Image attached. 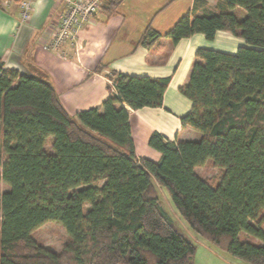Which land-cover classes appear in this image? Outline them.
Instances as JSON below:
<instances>
[{"label":"trees","instance_id":"1","mask_svg":"<svg viewBox=\"0 0 264 264\" xmlns=\"http://www.w3.org/2000/svg\"><path fill=\"white\" fill-rule=\"evenodd\" d=\"M120 0H103L114 13ZM241 13L239 15L238 13ZM243 13V14H242ZM218 30L242 39L234 52L200 46L179 91L180 116L196 139L152 131L160 156L138 157L128 110L160 106L170 77L112 70L102 102L70 114L45 73L26 74L0 57V264H194L196 245L174 225L156 186L208 242L249 264H264V0H193L161 34L147 25L138 44L173 43ZM210 161L215 183L195 173ZM60 224V250L32 232Z\"/></svg>","mask_w":264,"mask_h":264},{"label":"crops","instance_id":"2","mask_svg":"<svg viewBox=\"0 0 264 264\" xmlns=\"http://www.w3.org/2000/svg\"><path fill=\"white\" fill-rule=\"evenodd\" d=\"M212 1L216 0H207L210 7ZM192 4L193 0H120L114 13L99 11L79 31L78 51L65 47L67 57L63 58L41 47L56 28L58 15L63 10L61 2L34 0L30 18L20 23L16 1L0 0V57L6 67L20 72L45 73L70 114L97 106L107 97L106 76L112 70L169 76L160 106L132 109L123 103L129 114L135 154L156 160L160 153L148 144L152 131L174 141L198 137L197 132L180 122V116L189 111L191 101L179 87L187 81L195 49L204 46L234 52L242 44L241 38L222 30L212 40L202 33H193L174 43L162 35L149 48L138 44L147 25L164 34Z\"/></svg>","mask_w":264,"mask_h":264},{"label":"rangeland","instance_id":"3","mask_svg":"<svg viewBox=\"0 0 264 264\" xmlns=\"http://www.w3.org/2000/svg\"><path fill=\"white\" fill-rule=\"evenodd\" d=\"M215 3L216 1H212V7ZM238 14L241 15L240 12ZM41 43L42 42L39 44L41 45ZM33 72L38 74L37 70H34ZM194 170L199 177L212 183H215L220 174L219 169L214 167L210 161H207L202 166L196 167ZM152 182L156 186V191L162 207L171 217L175 227L196 245L194 264H249L243 259L222 251L208 242L201 235L197 234L174 207L167 190L164 187L157 185L154 179H152ZM6 189L7 185L0 180V192L5 191ZM32 235L43 246L56 251L60 250L68 241V236L64 228L54 221H47L43 223L32 232Z\"/></svg>","mask_w":264,"mask_h":264},{"label":"built area","instance_id":"4","mask_svg":"<svg viewBox=\"0 0 264 264\" xmlns=\"http://www.w3.org/2000/svg\"><path fill=\"white\" fill-rule=\"evenodd\" d=\"M19 8L20 23L30 18L34 0H15ZM63 4V10L58 15L57 25L50 38L41 47L53 51L65 58V47H70L76 53L79 49V31L101 11L103 0H57ZM110 84L111 79H108Z\"/></svg>","mask_w":264,"mask_h":264}]
</instances>
